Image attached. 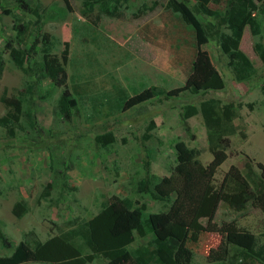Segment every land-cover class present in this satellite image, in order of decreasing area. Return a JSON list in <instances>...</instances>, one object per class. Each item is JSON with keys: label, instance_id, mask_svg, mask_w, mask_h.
I'll list each match as a JSON object with an SVG mask.
<instances>
[{"label": "rangeland", "instance_id": "374dc122", "mask_svg": "<svg viewBox=\"0 0 264 264\" xmlns=\"http://www.w3.org/2000/svg\"><path fill=\"white\" fill-rule=\"evenodd\" d=\"M20 1L27 7L21 8ZM179 1L194 7L192 0ZM254 2L261 6L263 0ZM0 3V54L5 62L0 77V117L6 114L3 96L19 98L23 111L14 137H7L0 127V229L11 243V248L0 243V258L10 256L20 241L32 247L34 242L78 228L112 197L130 199L134 208L143 206L144 217L166 212L190 226L209 183L218 187L230 166L243 169L246 157L254 162L255 171V163L264 164V64L254 52L257 43L264 48V8L255 15L261 25L258 36L242 27L239 48L255 72L248 82L235 81L228 59L213 39L223 30L221 18L195 12L210 32V41L202 49L225 85L217 91L168 96L167 92L183 86L185 75L170 64V42L142 30L149 22L161 27L167 20L163 12L167 0H129L121 8L122 17L102 16L99 20L95 18L97 9L85 14L79 0ZM208 7L220 14L224 11L222 3ZM18 25L24 29L20 47L35 44L26 60L30 76L13 65L5 50L7 40L18 45L14 31ZM49 67L65 70L67 87L77 100L70 121L57 114L61 88L46 78ZM28 85L32 86V99ZM149 88L163 94L126 111L118 110L121 96L129 98ZM208 99L240 105L233 121L235 132L227 137V158L211 178L196 175L192 167L182 174L175 150L179 142L198 150L204 167L212 160L200 114L183 118L186 106L199 108ZM145 135L150 138L144 139ZM164 177L174 179L171 193L166 200H153V186ZM143 179L148 184L140 190ZM16 204L26 208L20 217L13 213ZM246 209L237 227L255 235L260 248L264 245V214L251 202ZM236 214L218 202L212 216L199 219L203 229L189 230L192 264H209V251L221 242L220 225ZM150 237L134 235L130 250L147 245ZM83 253L90 254L86 247ZM92 264L107 262L95 257ZM253 264L260 263L253 260Z\"/></svg>", "mask_w": 264, "mask_h": 264}, {"label": "trees", "instance_id": "16d2710c", "mask_svg": "<svg viewBox=\"0 0 264 264\" xmlns=\"http://www.w3.org/2000/svg\"><path fill=\"white\" fill-rule=\"evenodd\" d=\"M82 11L92 14L97 9L96 19L102 16L111 18L122 17L121 8L129 0H79ZM193 9L185 2L167 0L163 12L167 20L161 27L147 23L142 30L149 36H162L170 42V64L180 68L185 75L183 86L167 92L168 96H177L182 92L198 93L200 91H217L224 88V82L219 72L213 66L208 53L202 49L209 43V29L195 14L200 13L211 18H221L223 30L217 33V44L220 51L228 59V67L235 81L248 82L254 75V68L249 58L240 50L239 45L243 36L242 27H248L252 36L260 34L261 25L256 18L260 7L264 8V0L258 6L254 0H192ZM21 8L27 6L20 1ZM211 3L223 4L222 14L211 10ZM1 4V3H0ZM10 14V12L5 11ZM161 14V13H160ZM15 38L18 45L7 40L5 50L13 65L24 75L30 76L31 70L27 65V57L35 44L30 48L20 47L24 29L15 27ZM215 36V35H214ZM254 52L264 64V48L260 43L254 45ZM4 59L0 54V77L4 70ZM45 76L55 87L61 88L56 105L57 114L64 120L70 121L77 107V100L67 87V75L62 67H49ZM27 94L32 99V86L28 85ZM163 91L156 88L145 89L132 97H120L117 103L119 111H126L138 104L162 95ZM1 102L6 108V114L0 117V127L7 137L15 135L22 116V101L19 98L6 99ZM113 106V105H112ZM240 105L233 102L222 103L220 100L208 99L199 104V108L188 105L184 108L183 118L187 119L200 114L208 136V151L212 156L210 163L204 167L198 157L200 152L189 149L183 143L175 145L178 162V172L184 173L186 168L192 169L198 176L211 178L221 164L226 160L228 136L235 132L233 121L238 116ZM245 136L243 133H241ZM150 138L148 135L144 139ZM100 140V138H99ZM253 161L246 157L243 169L230 166L218 187L208 184L203 192L194 213L190 226L175 220L166 212L150 213L143 216V206L134 208L130 199L120 200L112 197L100 211L76 229L49 238L44 242H34L30 247L20 241L10 256L0 258V264H23L40 262L50 264H67L83 260L84 264H92L95 257H101L107 264H192L193 254L187 247L189 230L203 229L199 223L201 218L212 216L217 203L221 202L237 214L227 222H222L218 232L221 242L208 254L209 264H253L257 260L264 264V245L257 248V238L252 233L240 230L237 220L245 215L247 203L258 208L264 214V164L255 163L258 171L253 170ZM148 184L147 179L140 181V190ZM174 186V179L164 177L153 186L151 197L156 201L166 200ZM26 208L16 204L13 213L20 217ZM150 234L147 245L130 250L134 235L146 237ZM0 243L5 248H11V243L0 229ZM86 247L90 254L83 253ZM233 248V251H231Z\"/></svg>", "mask_w": 264, "mask_h": 264}]
</instances>
